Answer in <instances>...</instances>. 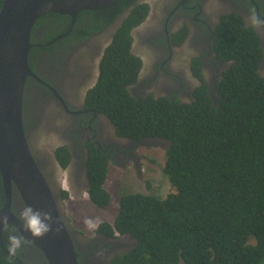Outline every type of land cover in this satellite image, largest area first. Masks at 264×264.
<instances>
[{"label": "trees", "instance_id": "trees-1", "mask_svg": "<svg viewBox=\"0 0 264 264\" xmlns=\"http://www.w3.org/2000/svg\"><path fill=\"white\" fill-rule=\"evenodd\" d=\"M134 1L79 12L76 22L86 20L77 29L80 36L97 32L104 18L110 24ZM147 9L146 4H135L122 21L87 101L111 117L119 137L168 142L163 171L171 191L164 199L142 194L119 199L117 215L112 222H102L99 231L129 234L136 244L111 264H264V75L257 71L259 39L236 15L219 28L220 58L233 63L218 83L216 104L203 81L191 103L152 95L138 100L126 90L138 73L137 60L129 55V30L144 19ZM59 17L47 13L35 25ZM50 38L49 30L39 43ZM35 51L30 50V65ZM55 157L65 168L67 149H58ZM107 167L102 152L90 151L89 200L100 209L110 200L104 188ZM62 198L69 199L67 191ZM4 200L0 176V207Z\"/></svg>", "mask_w": 264, "mask_h": 264}, {"label": "flooded vegetation", "instance_id": "flooded-vegetation-1", "mask_svg": "<svg viewBox=\"0 0 264 264\" xmlns=\"http://www.w3.org/2000/svg\"><path fill=\"white\" fill-rule=\"evenodd\" d=\"M135 4H146L148 9L144 19L129 30V55L137 60L138 66L134 83L126 86L129 96L139 100L152 95L155 99L191 103L195 90L203 81L216 104L218 83L233 63L220 58L216 41L219 28L226 26L225 20L235 15L240 18L243 28L259 39L257 71L264 75V0H135L110 24L106 25L104 18L101 21L103 27L86 37L80 36L77 30L84 22L86 24V20L76 22L79 12L74 15L72 27V18L67 15L35 25L31 42L36 45L33 47L36 51L29 66L45 84L27 79L22 122L29 149L42 175L56 201L62 208L64 205L62 214L70 228L79 264H111L116 257L131 252L136 244L129 234L109 236L99 231V225L104 221L98 218L91 220L92 236L86 238L65 217L64 190L69 199L78 201L87 197L90 202V151L98 149L108 164L117 166L121 173L131 169L133 174L136 172L140 176L136 146L142 143L168 147V142L158 137L136 141L119 137L111 117L90 104L91 99L87 101L97 86L104 52ZM253 17L258 24L252 23ZM49 30L50 40L39 43ZM58 37L61 38L50 43ZM44 145L50 148L51 156L41 149ZM61 148L69 152L65 168L55 157ZM63 177L64 184L61 182ZM139 178L143 179L142 176ZM11 192V210L22 220L21 213L26 207L13 184ZM10 236L20 238L19 247L13 248ZM6 261L48 264L42 252L25 241L11 225L0 228V264H8Z\"/></svg>", "mask_w": 264, "mask_h": 264}, {"label": "water", "instance_id": "water-1", "mask_svg": "<svg viewBox=\"0 0 264 264\" xmlns=\"http://www.w3.org/2000/svg\"><path fill=\"white\" fill-rule=\"evenodd\" d=\"M119 0H3L0 8V176L4 203L0 223L13 226L21 237L37 247L48 264H79L71 238L70 228L63 217L64 205L42 175L29 149L22 122L23 92L28 78L42 82L31 70L28 57L34 45L31 33L35 23L47 13L72 18L84 10L112 7ZM61 37L55 38L50 43ZM12 184L25 207L40 212L50 230L35 237L23 227L11 210Z\"/></svg>", "mask_w": 264, "mask_h": 264}, {"label": "rangeland", "instance_id": "rangeland-1", "mask_svg": "<svg viewBox=\"0 0 264 264\" xmlns=\"http://www.w3.org/2000/svg\"><path fill=\"white\" fill-rule=\"evenodd\" d=\"M41 149L48 156H51L49 147L44 145ZM164 149L159 145L152 144L141 143L136 146L135 151L140 158V176L143 177L142 180L136 172L133 174L131 169H126L121 173L117 166L108 164L107 176L104 183V188L110 197L108 206L104 209H97L88 201L87 197H82L78 201L68 199L65 201V217L69 221V224L77 231L80 230L84 234V237L90 238L92 236L91 220L98 218V220L104 222H112L117 215L118 201L123 195H153L164 199L171 191L168 176L163 171ZM63 179L65 177L61 181L64 184L65 181Z\"/></svg>", "mask_w": 264, "mask_h": 264}, {"label": "clouds", "instance_id": "clouds-1", "mask_svg": "<svg viewBox=\"0 0 264 264\" xmlns=\"http://www.w3.org/2000/svg\"><path fill=\"white\" fill-rule=\"evenodd\" d=\"M252 23L258 24L259 22L257 21L255 17H253ZM149 139H152V138H149ZM168 147H169V144H168ZM166 149H164V154H166ZM165 159H164V162H165ZM21 218L24 221L23 223L24 229L27 231H30L31 234L35 237H41L50 230V227H51L50 224L45 222L46 219H50V217L42 218V214L40 212L33 211L30 207H26L23 209L21 213ZM6 219L7 217H0V223H3L4 221H6ZM9 240L11 241L13 248L19 247L21 243L20 238L16 236H10Z\"/></svg>", "mask_w": 264, "mask_h": 264}]
</instances>
